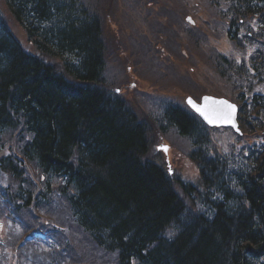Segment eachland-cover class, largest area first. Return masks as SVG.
<instances>
[{"label": "trees", "instance_id": "obj_1", "mask_svg": "<svg viewBox=\"0 0 264 264\" xmlns=\"http://www.w3.org/2000/svg\"><path fill=\"white\" fill-rule=\"evenodd\" d=\"M209 3L223 7L234 41L242 24L258 22L245 36L259 46L252 67L218 55L220 70L264 79V0ZM89 4L0 0V180L17 184L9 190L0 182V222L19 227L11 239L0 235V264H18L16 254L22 264H38L36 255L50 264L82 262L62 254L72 246L66 232L76 229L115 264H264V145L228 158L200 117L170 100L159 129L189 139L202 186L170 176L152 153L149 122L107 86L105 28ZM248 95H237L241 128L264 139V93ZM34 231L56 241L21 245Z\"/></svg>", "mask_w": 264, "mask_h": 264}, {"label": "rangeland", "instance_id": "obj_2", "mask_svg": "<svg viewBox=\"0 0 264 264\" xmlns=\"http://www.w3.org/2000/svg\"><path fill=\"white\" fill-rule=\"evenodd\" d=\"M87 2L94 11L93 6L96 4V11L105 28L108 58L105 77L108 88L119 92L140 118L149 122L155 136L152 153L154 156L161 154V157L156 158L163 161L167 171L172 172L170 176L183 182H191L200 188V168L190 157L192 144L189 139L179 135L175 128H168L166 135L159 129L161 106L170 100L185 106L187 96L199 99L206 94L217 95L237 102V95L241 94L242 90L249 94L250 99V95L254 93H264V79L259 74L247 73L240 76L229 72L225 75L220 70L221 56H225L236 66L240 67L244 63L252 67L259 46L248 41L245 36L252 30L258 31L257 20L242 24V29L237 30L238 39L234 41L230 36L233 27L227 23L223 7L211 6L209 0ZM6 15L15 35L28 46L24 29L7 12ZM208 133L217 151L230 158L239 159L241 151L260 149L264 145V139L260 137L262 135L245 134L239 137L231 128H216ZM164 143L169 145L167 151L158 148ZM30 175L40 186L41 183L33 172L30 171ZM0 182L5 189L10 186L16 189L17 184L8 176L2 174ZM1 193L0 190L3 199ZM30 211L35 216L38 215L37 209L32 208ZM23 214L26 217V214ZM63 215L68 220L67 211H64ZM3 223L0 222L1 236L11 239L12 232L18 236L15 231L18 226ZM66 225L71 227L68 222L61 223V228L64 230ZM76 230L74 233L66 232L65 241L71 242L72 246L68 253L62 251L65 257L71 254L78 257L82 262L77 264H92L91 261L93 264H115L109 254L99 250L93 242L90 246L80 241L83 238ZM6 246L9 247V244ZM16 255L18 264H22L21 256ZM48 259L54 263V259ZM34 260L39 261L38 264H50L46 263L43 255H36Z\"/></svg>", "mask_w": 264, "mask_h": 264}, {"label": "water", "instance_id": "obj_3", "mask_svg": "<svg viewBox=\"0 0 264 264\" xmlns=\"http://www.w3.org/2000/svg\"><path fill=\"white\" fill-rule=\"evenodd\" d=\"M189 100H191L196 105V107L200 109V111H197L195 108H193L192 105L189 104ZM186 102L209 125L232 127L238 133H242L238 121L239 108L232 101L223 97L204 95L200 101H197L192 96H188ZM230 105L234 107H229ZM205 117H207V119ZM162 148L166 151L168 149L167 146H163Z\"/></svg>", "mask_w": 264, "mask_h": 264}, {"label": "snow or ice", "instance_id": "obj_4", "mask_svg": "<svg viewBox=\"0 0 264 264\" xmlns=\"http://www.w3.org/2000/svg\"><path fill=\"white\" fill-rule=\"evenodd\" d=\"M188 102H189V104L192 105L193 108H195L197 111H200V109L197 108L196 105H195L191 100H189ZM229 107H234V106H231V105H230ZM202 114H203V113H202ZM205 118L207 119V117H205ZM209 122H211V121H209Z\"/></svg>", "mask_w": 264, "mask_h": 264}]
</instances>
